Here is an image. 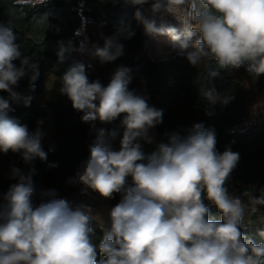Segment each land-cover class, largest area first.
<instances>
[{"label":"clouds","instance_id":"obj_1","mask_svg":"<svg viewBox=\"0 0 264 264\" xmlns=\"http://www.w3.org/2000/svg\"><path fill=\"white\" fill-rule=\"evenodd\" d=\"M45 2L16 0L32 8ZM125 3L134 7L133 18L145 37H167L172 51L185 55L193 67L202 66L198 95L206 115L234 99L214 84L224 78L222 73L232 76L244 69L250 77L264 75V0ZM135 34L121 20L102 47L61 43L53 66H63L59 93L94 132L88 157L66 183L81 186V194L91 190L107 200L119 194L105 220L91 206L73 204L56 189L37 190L32 165L36 159L47 160L43 121L30 131L9 114L14 105H31L33 96L16 89L31 73L29 88L35 91L40 72L21 50L12 20L0 22V92L7 93L0 95V152L19 154L29 166L27 173L10 169L9 179L15 183L0 196V264H264V229L257 230L258 240L241 231L245 213L264 206V187L250 185L237 195L228 186L239 152L231 146L219 152L216 130L196 122L165 133L166 142L146 156L140 141L154 142L150 130L162 123L163 111L130 89L133 70L117 66L104 85L99 79L90 81L86 64L72 57L74 51H87L101 63L114 62L124 55L122 41ZM97 122L112 127L98 128ZM93 221L102 233L98 243Z\"/></svg>","mask_w":264,"mask_h":264},{"label":"trees","instance_id":"obj_2","mask_svg":"<svg viewBox=\"0 0 264 264\" xmlns=\"http://www.w3.org/2000/svg\"><path fill=\"white\" fill-rule=\"evenodd\" d=\"M134 11V7L125 3V0H46L43 5L35 8L18 5L16 0H0V22L12 20L21 50L32 57V62L38 65L40 72L35 81V91H30L29 88L31 73L20 80L16 89L33 96L31 105H14L15 111L9 115L19 124L26 125L30 131H34L37 121L49 113L55 121L54 143L45 138L42 142L47 160L36 159L32 165L36 170L33 180L37 190L56 189L61 197L76 191L79 185L72 186L66 181L74 176L81 162L88 157V145L94 139V132L88 124L81 122L82 113L72 108L67 96L60 95L44 105L38 102L46 88V73H53L59 79L63 71V66L53 68L59 45H67L69 41L74 48L81 45L77 27L82 21V14L90 18L88 38L91 45L102 47L104 37L112 35L121 20L130 23L135 30L136 34L131 40L122 41L125 45L124 55L114 62L101 63L98 58L89 62L85 53L75 51L72 57L86 64L90 81L99 79L102 84L107 85L115 68L123 65L133 70L134 78L130 89L139 94L143 83L145 92L151 99L150 106L163 111L162 123L150 130L154 142L148 144L140 141L146 156L155 151L159 142H166L165 133L203 122L206 127L216 130V148L219 152H223L225 146H231L233 151L240 154V160L228 181L229 189H236L241 194L250 185H255L257 189L264 187V120L243 130L231 131L233 125L253 117L256 113L255 106L248 105L250 92L247 85L252 84V89L264 87V75L250 77L244 69L234 71L232 76L222 73L224 78L216 79L214 84L218 91L230 92L234 99L227 106L216 105L211 109L214 114L208 116L205 114L206 104L198 95L202 66L193 67L185 55L175 52L157 57L146 53L142 58V66L136 62V55L142 49L143 29L133 18ZM45 13L48 14L47 19L42 21ZM16 63L18 65L19 61ZM0 95L7 96V93L0 92ZM257 106L261 108L259 102ZM115 123L118 124L119 120ZM96 126L112 127L99 122ZM115 146L118 147V144ZM50 148L53 150L49 151ZM49 163H57L58 167L49 168ZM14 166L25 173L29 168L19 154L11 151L7 154L0 152V196L8 190L10 184L15 183L9 179L10 169ZM119 200L120 195L115 194L113 206ZM210 211L214 218H220L214 206L210 207ZM253 216L249 214L252 220L249 223L244 218L241 231L258 240L256 233L258 229H264V219ZM92 227L98 243L102 233Z\"/></svg>","mask_w":264,"mask_h":264},{"label":"built area","instance_id":"obj_3","mask_svg":"<svg viewBox=\"0 0 264 264\" xmlns=\"http://www.w3.org/2000/svg\"><path fill=\"white\" fill-rule=\"evenodd\" d=\"M89 19L90 18L88 16H86L85 14H82V21L80 25L77 27V32H79L81 43H84L87 46V48L90 49L92 45L89 43V38H88V31L90 29ZM176 25H177L176 27L180 29V27L178 26L179 24H176ZM152 41L153 40L148 39L143 34L142 49L136 55V62L140 64L141 66L143 65L142 58L146 55V53H148L149 48L151 47ZM85 55L88 57L89 62H92L93 57H91L87 51L85 52ZM263 120H264V111H261L258 113L256 112L253 117L244 119L241 122L233 125L231 127V131L243 130ZM80 188L81 186H79L78 189L74 191L72 194L68 196H63V197H66L68 200L72 201L73 204L84 203V204L91 206L94 214H98L100 216L98 217V219L103 218L107 220L108 212L111 209V207H113V204H112L113 199L111 200L104 199L100 197L98 193L92 192L91 190H89L87 194H81ZM230 191H232L234 194L239 195V192L236 189H231ZM106 213H107V216H104V214ZM252 215L257 216L259 219H264V206H260L259 210L256 213H253ZM244 218L248 219L247 223L252 221L251 218L249 217L248 212L245 213ZM92 226L99 229L96 221H93Z\"/></svg>","mask_w":264,"mask_h":264},{"label":"rangeland","instance_id":"obj_4","mask_svg":"<svg viewBox=\"0 0 264 264\" xmlns=\"http://www.w3.org/2000/svg\"><path fill=\"white\" fill-rule=\"evenodd\" d=\"M171 23L177 24L175 20H172ZM177 26V25H176ZM180 28L181 26L178 25ZM164 53V56H167L169 54H172L174 51L171 50V46L169 44L167 37H162L159 40H153L151 47L149 48V51L147 55L149 56H161L162 52ZM46 78V88L44 92L39 96L38 102L41 104H46L51 100H55L58 98L61 94L59 93V88L61 87V84L58 80V78L50 72H47L45 75ZM252 84L247 85V88L249 89V104L255 106L254 113L255 112H261L264 109V87L262 88H253ZM256 86V85H255ZM139 94L144 95L147 98V102L150 105L148 101V95L145 92L144 85L141 83V88ZM257 102L260 103L261 108H258ZM260 107V106H259ZM43 121L42 129L45 131V139L49 142L54 143V129H55V121L53 118V115L51 113L48 114L45 118L41 119Z\"/></svg>","mask_w":264,"mask_h":264},{"label":"crops","instance_id":"obj_5","mask_svg":"<svg viewBox=\"0 0 264 264\" xmlns=\"http://www.w3.org/2000/svg\"><path fill=\"white\" fill-rule=\"evenodd\" d=\"M164 53H165V52L163 51L161 56H163V55H164ZM104 216H107V213H106V214H104ZM254 216H255V215H254ZM254 216H253V217H254Z\"/></svg>","mask_w":264,"mask_h":264},{"label":"water","instance_id":"obj_6","mask_svg":"<svg viewBox=\"0 0 264 264\" xmlns=\"http://www.w3.org/2000/svg\"><path fill=\"white\" fill-rule=\"evenodd\" d=\"M148 101H149V103H151V99H150V97L148 96Z\"/></svg>","mask_w":264,"mask_h":264}]
</instances>
